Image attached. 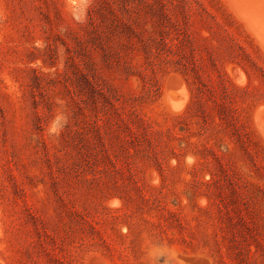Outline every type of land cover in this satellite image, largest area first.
<instances>
[{
    "label": "rangeland",
    "instance_id": "1",
    "mask_svg": "<svg viewBox=\"0 0 264 264\" xmlns=\"http://www.w3.org/2000/svg\"><path fill=\"white\" fill-rule=\"evenodd\" d=\"M0 264H264V0H0Z\"/></svg>",
    "mask_w": 264,
    "mask_h": 264
},
{
    "label": "clouds",
    "instance_id": "2",
    "mask_svg": "<svg viewBox=\"0 0 264 264\" xmlns=\"http://www.w3.org/2000/svg\"><path fill=\"white\" fill-rule=\"evenodd\" d=\"M68 124L69 119L66 114L58 115L53 121L50 122L48 131L51 135L59 137L63 133L64 129L68 126Z\"/></svg>",
    "mask_w": 264,
    "mask_h": 264
},
{
    "label": "water",
    "instance_id": "3",
    "mask_svg": "<svg viewBox=\"0 0 264 264\" xmlns=\"http://www.w3.org/2000/svg\"><path fill=\"white\" fill-rule=\"evenodd\" d=\"M179 84V81L177 78H171L169 81H168V88H174V87H177V85Z\"/></svg>",
    "mask_w": 264,
    "mask_h": 264
},
{
    "label": "bare ground",
    "instance_id": "4",
    "mask_svg": "<svg viewBox=\"0 0 264 264\" xmlns=\"http://www.w3.org/2000/svg\"><path fill=\"white\" fill-rule=\"evenodd\" d=\"M262 20H263V19H262ZM181 106H182V105H181ZM181 106H180V107H181ZM181 108H182V107H181ZM178 109H179V108H178Z\"/></svg>",
    "mask_w": 264,
    "mask_h": 264
}]
</instances>
